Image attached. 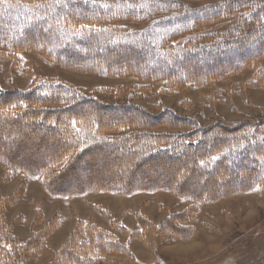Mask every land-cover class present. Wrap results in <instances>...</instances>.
<instances>
[{
	"label": "trees",
	"instance_id": "trees-1",
	"mask_svg": "<svg viewBox=\"0 0 264 264\" xmlns=\"http://www.w3.org/2000/svg\"><path fill=\"white\" fill-rule=\"evenodd\" d=\"M232 20L225 30L204 33ZM28 51L77 73L132 77L143 85L132 88L131 98L155 83L177 94L187 85L209 87L253 69L264 58V0L197 8L173 0H0V60L13 59L18 68L19 54ZM248 86L264 87V68ZM123 90L97 91L109 97L106 102L53 78L36 76L24 89L0 87V164L7 171L2 184L23 172L51 196L164 190L192 202L156 227L137 215L138 230L114 222L106 230L79 220L48 264L133 258L118 231L127 232L129 242L152 228L165 243L186 241L199 206L264 193V118L202 125L161 105L120 103ZM26 186L23 180L0 196V264L39 260L62 228L60 215L44 222L36 210L28 238L14 234L20 218L9 222L6 211L24 197Z\"/></svg>",
	"mask_w": 264,
	"mask_h": 264
},
{
	"label": "rangeland",
	"instance_id": "rangeland-1",
	"mask_svg": "<svg viewBox=\"0 0 264 264\" xmlns=\"http://www.w3.org/2000/svg\"><path fill=\"white\" fill-rule=\"evenodd\" d=\"M173 1L197 8L225 0ZM233 22L223 23L204 33L225 30ZM195 36L197 34L178 44ZM19 58L18 68L13 67V59L0 60V87L3 89L10 85L24 89L38 76L69 83L106 102H110L109 97L97 91L109 89L115 94L117 89L123 87L120 103L131 99L133 104L145 108L161 105L179 116L193 118L202 125L208 121L231 124L246 117L264 118L259 110L264 109V87L248 86L255 73L264 68V58L253 69L217 80L209 87L187 85L177 94H167L161 83H155L151 84L149 91L142 92L139 98H131V91L135 85L143 84L132 77L77 73L60 68L31 51L20 53ZM6 174L5 167L0 164L1 197L10 195L19 182L27 181L24 197L6 211L9 222L20 218L13 225V232L20 240L28 238L36 210L43 212L44 222L55 214L62 218V228L48 240L47 252L39 260L28 261L27 264H48L79 220L106 230H113L112 222L120 223L128 230H138L137 215L145 216L156 227L167 216L192 204L190 200L164 190L129 195L95 191L71 197L51 196L36 178L23 172L15 173L12 181L2 184L1 179ZM97 209L108 212L109 216L105 217ZM191 226L194 229L191 239L174 243L156 239L154 228L142 233L141 240L132 242L128 241L127 232L114 231L121 242L128 243L133 258L114 256L110 259L113 264H264V193L260 190L199 206Z\"/></svg>",
	"mask_w": 264,
	"mask_h": 264
},
{
	"label": "snow or ice",
	"instance_id": "snow-or-ice-1",
	"mask_svg": "<svg viewBox=\"0 0 264 264\" xmlns=\"http://www.w3.org/2000/svg\"><path fill=\"white\" fill-rule=\"evenodd\" d=\"M59 2V0H57V3ZM38 7H42V6H48V7H55V4H49V5H44V4H41V5H37ZM13 107H15L14 105H13ZM213 159H216L215 157L213 158ZM65 163H67V158H66V160H65Z\"/></svg>",
	"mask_w": 264,
	"mask_h": 264
}]
</instances>
